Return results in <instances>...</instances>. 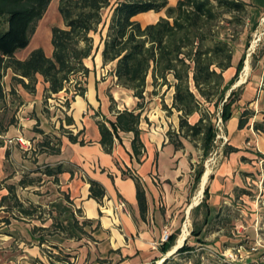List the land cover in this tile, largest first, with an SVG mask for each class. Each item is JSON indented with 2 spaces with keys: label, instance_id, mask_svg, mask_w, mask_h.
Listing matches in <instances>:
<instances>
[{
  "label": "crops",
  "instance_id": "crops-1",
  "mask_svg": "<svg viewBox=\"0 0 264 264\" xmlns=\"http://www.w3.org/2000/svg\"><path fill=\"white\" fill-rule=\"evenodd\" d=\"M34 49L29 50L22 60ZM100 57L102 60V55ZM235 71L236 58L234 66L226 70L224 75L230 73L234 76ZM41 85L45 90V85ZM86 88V100L77 96L73 102L74 114L70 117L74 124L69 126L75 128L56 134L60 137L57 143L51 140V145L56 148L59 146L60 150L41 145L45 137L51 139L47 136V130H57L60 127L56 125L46 129L42 125L38 126L41 116L33 106L37 101L29 103V107H34L29 115L22 114V108L17 113L13 112V123L5 127V132L0 133V198L9 193L8 185H15L17 195L25 207L38 204L39 209L48 208L49 216L58 217L57 224L66 227V230L58 229L57 236L61 244L59 249L70 256L72 264H191V258L197 252L199 254V251L203 256L206 255L204 250L217 256H223L225 251H232L238 245L235 243L237 234L246 229L249 221L259 220L260 211L264 209L263 205L255 201L250 202V193L241 188L249 184L248 173L254 171L253 166H264V156L260 155L261 159L258 160V155L249 152V148L237 144L240 137L234 139L240 133L243 138L254 135L258 140L259 135L253 127L254 120L243 129L238 128L240 117L234 116L227 124V133L235 141V144L229 142L228 145L238 151L225 153L226 159L218 164L206 189H203L204 193H200L201 185L197 192L195 183L198 181L197 173L202 160L197 161L180 152V148L169 141L165 131L147 132L150 129L144 126L148 124L144 123L143 116L140 129L144 149L141 155L136 157L133 153L132 133H123L121 140H115L112 153L105 152L99 143L101 135L97 122L103 121L105 117H115L110 113L109 97L104 86L100 88L99 81H92L87 83ZM167 93L171 94L173 101L174 89ZM26 102L25 100L22 105L25 108ZM3 110L5 106L0 109V113ZM77 118L80 119L78 124ZM145 120L148 121L146 118ZM31 125L34 126L30 128ZM28 130H40L37 131L38 137H44L32 153H25L18 145L11 147L7 144L6 138L19 135L27 137ZM71 135L77 140H71ZM197 163H200L198 168ZM58 167L61 172L57 175L45 173L46 168ZM37 176L41 179L35 185L23 186L20 183L23 178ZM132 176L140 179L145 190L147 211L144 216L141 215L136 181ZM92 180L101 183L106 190L101 202L90 197ZM39 185L42 189L47 187L42 196L48 200L46 203L35 201L29 196L22 199L21 193H33L39 189ZM51 191L56 193L54 197ZM2 209L5 206L0 207ZM19 214L17 209H13L14 216ZM18 218L27 220L29 217L20 214ZM17 221L18 219H13V222ZM75 221L79 228L75 227ZM42 227L46 226L43 224ZM194 230L198 235H193ZM165 231L170 235L175 234V239L167 249L166 241H163ZM27 235L31 239L35 238L33 231ZM183 236V243L180 245ZM246 239L248 237L240 239V242L246 245ZM47 242L45 237L41 244ZM185 244L191 250L177 253ZM209 264H263V260L257 254H252L242 262L212 259Z\"/></svg>",
  "mask_w": 264,
  "mask_h": 264
},
{
  "label": "trees",
  "instance_id": "trees-1",
  "mask_svg": "<svg viewBox=\"0 0 264 264\" xmlns=\"http://www.w3.org/2000/svg\"><path fill=\"white\" fill-rule=\"evenodd\" d=\"M52 1L0 0V92L3 90L4 76L11 70L13 81L29 91L36 90L41 77L49 98L50 95L68 91L67 86L74 80L77 89L72 97L79 95L85 98L87 79L91 72L85 60L99 51V47L95 48L92 34L100 32L103 65H113L111 74L116 78V85L133 91L139 100L138 107L133 110H115L112 104L110 110L115 118L105 117L103 121L97 122L101 135L99 143L105 152L112 153L115 140H121L123 133H132L133 153L136 157L142 154L144 145L140 124L148 79L151 77L153 94L163 88H166L165 92L174 89L172 106L164 107L169 113L174 109L180 113V129L184 137L200 144L203 157L197 173L199 179L204 172V160L215 148L217 130L214 119L219 113L227 122L234 115L236 91L226 96L237 81L245 53L236 62L234 77L225 82L223 73L234 66L236 38L221 23H240L248 7L245 0H178L175 5H170L168 0H117L113 5L112 0H60L58 10L64 27L54 26L51 30L52 55L47 56L44 49L39 47L32 50L26 59L17 58L16 53L30 45L37 25ZM109 7L111 14L107 21L104 11ZM161 11L166 12L165 17L145 26L135 19L140 14ZM105 28L106 35H103L102 30ZM202 101L214 105L215 111L203 109ZM66 105L70 106V100H66ZM195 114L200 116L192 124L189 118ZM96 115L99 113L96 112ZM253 116L254 112L245 110L239 119L238 128L246 127ZM65 121L68 125L74 124L70 116H66ZM12 123L13 120L10 125ZM253 127L264 132V124L257 122ZM5 131L0 129V133ZM70 139L77 140L72 135ZM41 145L48 149L56 148L51 145V139L46 137ZM56 149L60 150L59 146ZM237 151L233 146L225 147L226 154ZM60 172L59 167L45 169L47 175ZM132 178L136 181L137 199L141 215L144 216L147 211L145 190L137 176ZM40 179L23 178L20 183L23 186L35 185ZM7 188L9 193L0 198V207L5 206L7 209L10 204L23 217L30 218L40 210L39 206L25 207L15 185H8ZM105 195L103 185L92 180L90 197L101 202ZM19 216L13 215V219H19ZM0 221L11 223L5 218ZM57 225L61 230H66L60 223ZM74 225L79 228L77 221ZM193 235L198 233L194 230ZM174 239L175 234L169 236L165 249ZM39 240L43 242L45 237L39 236ZM188 250L191 248L185 244L177 253ZM65 261L72 264L68 254L55 256L49 263L34 260L32 264H62Z\"/></svg>",
  "mask_w": 264,
  "mask_h": 264
},
{
  "label": "rangeland",
  "instance_id": "rangeland-1",
  "mask_svg": "<svg viewBox=\"0 0 264 264\" xmlns=\"http://www.w3.org/2000/svg\"><path fill=\"white\" fill-rule=\"evenodd\" d=\"M59 1L60 0L52 1L44 17L37 25L36 31L31 38L30 45L26 49L18 51L16 54L17 58L22 59L28 54L29 50L39 47L44 49L46 55L51 56L53 50L51 44V30L54 26L64 27L63 19L58 10ZM116 1L117 0H112L111 4H115ZM168 1L170 5H175L178 0ZM245 2L248 4V7L246 14L241 17L240 23L235 21L232 24L227 22L221 23L222 26L230 31V33L236 38V62L245 53L243 66L239 71L237 81L227 92L226 97H228L232 91H236L235 95H237V102L234 104L233 117H241L245 110H250L254 112V116L252 117V120H250V123L254 120V124L257 122L264 124V0H245ZM111 7L104 11V17L107 21L109 20V16L111 14ZM165 16L166 12L161 11L159 13L151 12L148 14H141L135 19L140 21L142 25L145 26L149 23L156 22L159 18ZM101 28L102 26L100 29ZM106 31V28L102 30L103 35H106ZM92 36L95 40V48L99 47V51H96L92 57L85 61V64L90 67L92 72L90 77L87 79V83L99 81L100 88H103L104 86L109 97L110 106L114 104L115 110H119L118 107L123 108L122 110L136 109L138 107L139 100L133 95V91H127L123 89V87L116 85V79L111 74L113 65H102L100 55L102 53L103 44L101 43L100 32L92 34ZM246 67H248L247 70ZM8 72L9 73L8 75L6 74V78L4 76L3 90L0 92V109L5 106V110L0 113V129H5V127L10 125V122L13 120V114L19 112L20 108H22V114L29 115L32 110H34V107L37 108V113L41 116V121H39L38 126L42 125L46 129L55 127L56 125L60 127V129L57 130H47V136H49L54 143H57L60 139V137L56 134H63L66 130L75 128L73 126L70 127L65 121L66 116H73L74 114L73 102L77 97H72L74 91L77 89L74 86V80L67 86V88H69L68 91L64 90L58 94L50 95L48 98L41 85V77H39L36 90L33 92L27 89L25 90L20 83L13 81V72L11 70ZM224 74L225 72L223 75ZM230 76V73H228V75H224L225 82H229L234 77ZM164 89L165 88L159 89L157 94H153L154 87L152 84V78L149 77L148 86L145 92L146 100L143 103L144 123L148 124V126H144L147 129H150L146 131L149 133L165 131L169 141L174 142L175 146L178 145L177 147L180 148V152L184 155L196 158L197 161H201L203 151L199 142H192L188 138H185L180 129V113L175 109L169 113V111L164 107L165 105L171 107L173 102L171 94L164 92ZM28 98H30V100ZM67 99L70 100V106L66 105ZM84 99L86 100V97ZM25 100L27 101L25 105L29 109L22 106L25 103ZM34 100L37 101V103L33 105V108L29 107V103ZM202 102L203 109H208L210 112L215 111L214 105H209V103L205 101ZM110 113L113 115L111 110ZM199 116V114L191 116L189 118L190 123H195ZM145 118L148 119V121H146ZM232 118L225 122L218 113L217 117L214 119L217 130L214 142L215 148L204 160V172L195 183L197 192L200 189L204 173L209 169L210 174L204 188L205 190L211 180V177L213 176V173L217 169L218 164L222 160L226 159V145H228L229 142L235 144V141L231 140V137L227 133V124H229ZM77 119L78 121H76V124H78V122L80 123V119ZM219 119H221L222 122L220 123V129H217V122ZM33 126L34 125H31L30 128ZM37 131L40 130H28V135L26 137L35 143V147H38V144H41V141L44 138L38 137L39 135H37ZM254 131L257 135H259L258 140H256L254 135H252V137L249 136L243 138L240 133L236 134L234 139L237 140L240 137L237 144L243 145L244 148H249L247 150L258 155V160H260V155L264 156V132L260 131L262 133H258L257 130ZM218 135L226 137L227 141ZM170 137L172 139H170ZM35 159L39 160L37 157H35ZM199 166L200 163H197L196 167L198 168ZM253 167H255L254 171H252V173H248L249 184L243 185L241 188H244V190H247L250 193V197L248 198L250 202L255 201L264 207V166L259 164V166L256 165ZM37 188L39 189L35 191L33 190V193L32 191H29L28 194L21 193L22 199L25 200L26 196H29V198L31 197L35 201L41 203L44 201V203H46L48 200L42 196L45 194L44 190H46L47 187L45 186L42 189L41 185H39ZM41 191L44 192L41 193ZM37 192L38 194H36ZM51 192L54 193V195H52V197H54L56 193L54 191ZM34 206L39 205L35 204ZM4 218L10 220L11 223L3 224L2 221H0V264H32L34 260H40L47 263L51 260V258H55V256L62 257L63 253L59 249L61 246L59 243L60 239L57 236L59 234L58 229L61 230L59 225H57L58 217H56V219L49 216V210L47 207L45 209L42 208L37 210L32 218L29 217L27 220L18 219L17 222H13V208L10 207L9 204L7 209L0 210V220ZM43 224L46 226L45 228L42 227ZM33 229H35V238L31 239L27 234H29L30 231H33ZM39 236H45L48 242L42 245L41 242H38ZM236 237L237 238L235 239H237V241L235 243H238V245L236 244L237 246L233 247L231 251L237 255L235 262H242L246 256H251L252 254L264 257V209L260 211V219L255 222L249 221L246 229H243V232L237 234ZM245 237H248V239H246V242H248L246 244L247 246L240 242V239ZM200 248L203 249L202 247ZM252 248L257 249L254 251ZM62 249L67 251V249L63 246ZM197 253L193 258H191V264H209L212 259L223 261L221 255L217 256L209 250H204V253L207 256H203L201 251H199V254ZM227 253L228 251H225L223 256ZM62 264H67V262L65 261Z\"/></svg>",
  "mask_w": 264,
  "mask_h": 264
},
{
  "label": "built area",
  "instance_id": "built-area-1",
  "mask_svg": "<svg viewBox=\"0 0 264 264\" xmlns=\"http://www.w3.org/2000/svg\"><path fill=\"white\" fill-rule=\"evenodd\" d=\"M221 122H222V120L219 119L217 122V129L218 128L220 129V123ZM218 136L221 137L222 139H225V141H227L226 137L220 136V135H218ZM6 142L11 147H13L14 145L20 146V148L27 154L32 153L35 150V145H34L33 141H31L30 139H27L23 135L6 138ZM169 236H170V233L168 231H165L163 234V241H167ZM252 249L255 251L257 248H252ZM222 258H223V261H225V262L233 263L236 261L237 255L234 252L230 251L229 253L222 256ZM262 259L264 260V257H262Z\"/></svg>",
  "mask_w": 264,
  "mask_h": 264
},
{
  "label": "bare ground",
  "instance_id": "bare-ground-1",
  "mask_svg": "<svg viewBox=\"0 0 264 264\" xmlns=\"http://www.w3.org/2000/svg\"><path fill=\"white\" fill-rule=\"evenodd\" d=\"M247 69H248V67H246V70H247ZM208 173H209V170L206 171V172L204 173L203 177H202L200 193L203 192V189H204L205 184H206L207 179H208ZM183 239H184V236H183V238H182L181 241H180V245L183 243Z\"/></svg>",
  "mask_w": 264,
  "mask_h": 264
}]
</instances>
